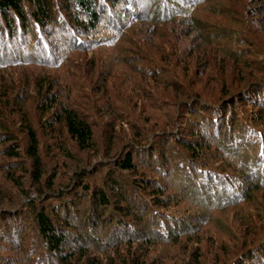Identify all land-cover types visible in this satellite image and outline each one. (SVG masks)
Returning a JSON list of instances; mask_svg holds the SVG:
<instances>
[{
  "label": "trees",
  "instance_id": "obj_1",
  "mask_svg": "<svg viewBox=\"0 0 264 264\" xmlns=\"http://www.w3.org/2000/svg\"><path fill=\"white\" fill-rule=\"evenodd\" d=\"M0 264H264V0H0Z\"/></svg>",
  "mask_w": 264,
  "mask_h": 264
},
{
  "label": "rangeland",
  "instance_id": "obj_2",
  "mask_svg": "<svg viewBox=\"0 0 264 264\" xmlns=\"http://www.w3.org/2000/svg\"><path fill=\"white\" fill-rule=\"evenodd\" d=\"M233 214H234V212L231 213L232 216H233ZM231 224H232V226H233L234 222H231ZM232 231H233V230H231V232H230L229 234H231ZM235 234H236V232H235Z\"/></svg>",
  "mask_w": 264,
  "mask_h": 264
}]
</instances>
